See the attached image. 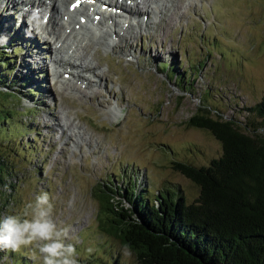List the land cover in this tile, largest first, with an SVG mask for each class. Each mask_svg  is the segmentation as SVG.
Here are the masks:
<instances>
[{
	"label": "rangeland",
	"instance_id": "374dc122",
	"mask_svg": "<svg viewBox=\"0 0 264 264\" xmlns=\"http://www.w3.org/2000/svg\"><path fill=\"white\" fill-rule=\"evenodd\" d=\"M42 1L50 7V0ZM3 2L0 26L14 29L13 36L19 32L30 55L24 60L28 67L13 68L5 82L13 86L17 101L0 88V122H7L0 129V153L8 171L0 219L47 192L54 217L71 227L78 259L90 255L88 248L91 254L109 248L118 252L123 264H135L133 254H125L102 229L106 219L98 189H120L125 183L121 175L125 181L129 176L137 183L144 181L152 191L180 190L188 201L197 196L198 188L172 163L202 166L220 156L219 141L187 123L200 108L241 119L243 110L264 94V0H148L140 9L134 7L137 20L125 22L112 14L118 30L112 37L104 34L98 40L75 29L66 45L77 47L78 53L72 58L63 55L77 61L83 56L96 65V75L51 62L59 55L49 50L56 43L47 21L22 19ZM22 5L25 12L27 6ZM56 12L50 15L64 23ZM108 40L116 47L104 45ZM12 44L21 52L20 42ZM169 65L184 80H192L188 92L185 84L179 90L169 82L164 72ZM66 68L73 72L67 74ZM97 76L102 78L100 85ZM3 251L1 259L13 254L14 264L22 259L42 264L35 245Z\"/></svg>",
	"mask_w": 264,
	"mask_h": 264
},
{
	"label": "trees",
	"instance_id": "16d2710c",
	"mask_svg": "<svg viewBox=\"0 0 264 264\" xmlns=\"http://www.w3.org/2000/svg\"><path fill=\"white\" fill-rule=\"evenodd\" d=\"M13 31L5 23L0 26V88L5 87L3 94L17 101L13 86L5 82L13 68L28 67L24 60L30 54L21 34L13 36ZM15 41L22 44L21 52L12 44ZM171 69L169 65L164 71L169 82L179 90L185 84L184 92H188L192 80ZM199 110L187 123L218 140L220 156L202 166L172 163L198 188L197 196L188 201L180 190L152 191L144 181L137 183L132 176L125 181L120 175L125 182L120 189L114 185L98 189L106 219L102 229L129 247L135 264H264V94L243 110L241 119L226 118L219 109L215 114L205 107ZM6 123L0 122L1 130ZM7 172L0 153V203ZM3 250L0 247V264H14L13 254L9 260L1 259ZM100 251L83 255L79 264H123L118 252ZM26 263L22 259L19 264Z\"/></svg>",
	"mask_w": 264,
	"mask_h": 264
},
{
	"label": "bare ground",
	"instance_id": "6f19581e",
	"mask_svg": "<svg viewBox=\"0 0 264 264\" xmlns=\"http://www.w3.org/2000/svg\"><path fill=\"white\" fill-rule=\"evenodd\" d=\"M2 1L5 2L4 8L10 7L12 9H15L14 13L15 14L21 13L19 17L22 19H23V16H26L30 20H33V21L34 20L40 21L41 18H43V20L47 21V24H49L51 27V31H49V32H50V34H52L53 37H55L54 39H55V43H56L55 47H52V45H50L49 50L50 51L56 50L58 55H59V56H56L55 58H52L51 62H53L55 65H59V66H63V65L69 66L71 64L72 66H76L77 68H81V69L86 70V72L87 71L93 72V74H95L94 69H95L96 65H93V64L91 65L89 61H85V58L83 56H79V59H81L80 61H77L76 58L75 59L73 58V60H71V58L74 55H77L78 49H77V47H73L72 44L66 45V43H67L66 40L69 37H71L69 35L71 33H74L75 29H78V30H83L84 33H87V35H88V33L93 35V37H96V39H98L99 36L102 37V35L109 34V33L111 34L110 36L112 37V36H114L113 32L114 33L118 32V30L115 29V27H114V25H116V20L114 19L112 14L117 18H123L125 20V22L127 19H129V20L130 19H132V20L136 19L137 20L139 12H138V9L134 10V7L139 8L141 5H144L145 3L148 2V0H50L51 5H50V7L47 6L48 7L47 8L45 6V3L42 0H40V1L42 3H44V7H43L42 3H39V0H32V1L30 0L29 2H27V0H2ZM14 1H17V3ZM150 1L153 2V0H150ZM154 1L156 3V0H154ZM56 2H57V5H56ZM15 4H17V9L15 8ZM22 4H25V6H27L25 12L22 10V6H23ZM59 5L61 6V8ZM94 7L99 8V11L103 10L105 12H108V15H105L102 12L99 13L98 10H96ZM145 7H148V6H145ZM148 8L150 9V7H148ZM42 10L46 11V14L43 13L45 16L44 15L41 16ZM53 10H55V12L57 11L55 15H57V16L60 15V17H61L60 19L65 20L64 23L63 22L60 23L59 21L56 20V17L53 18V16L50 15L51 11H53ZM90 14H92V17H90ZM24 22H25V20H24ZM125 22L123 21L121 23H125ZM40 23H43V22L40 21ZM150 23H151V21H149L147 23V25ZM40 26H42V25H40ZM45 26L47 27V25H45ZM56 26L57 27L59 26V28L57 29ZM64 28L66 29L65 35L62 34V30ZM95 33H99V35H95ZM116 36H117V34H116ZM75 40H77V39H74L73 43H75ZM104 43H105L104 45H106L108 47H111L112 45L115 44L114 42H112V40L111 41H109V40L104 41ZM112 47L114 48V47H116V45H114ZM63 54H66L71 58L66 59ZM82 61H84L85 63L83 64ZM65 72L67 74L68 73L70 74L73 71L70 68H66ZM101 82H102V78L98 77L97 83L100 85ZM89 83H90V81H89ZM81 92L84 93V91H81ZM74 125H76V124H74ZM77 127H78V125L75 126V128H77Z\"/></svg>",
	"mask_w": 264,
	"mask_h": 264
},
{
	"label": "clouds",
	"instance_id": "9594fccd",
	"mask_svg": "<svg viewBox=\"0 0 264 264\" xmlns=\"http://www.w3.org/2000/svg\"><path fill=\"white\" fill-rule=\"evenodd\" d=\"M70 231V226L54 217L49 194L42 192L20 212L0 219V247L19 251L22 247L35 245L41 254L42 264H79ZM87 251L91 254L93 249L88 248ZM124 252L131 254L127 245Z\"/></svg>",
	"mask_w": 264,
	"mask_h": 264
}]
</instances>
